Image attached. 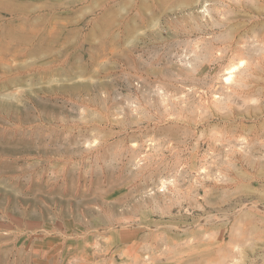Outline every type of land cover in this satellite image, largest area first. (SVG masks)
<instances>
[{
    "label": "rangeland",
    "instance_id": "obj_1",
    "mask_svg": "<svg viewBox=\"0 0 264 264\" xmlns=\"http://www.w3.org/2000/svg\"><path fill=\"white\" fill-rule=\"evenodd\" d=\"M0 264H264V0H0Z\"/></svg>",
    "mask_w": 264,
    "mask_h": 264
},
{
    "label": "bare ground",
    "instance_id": "obj_2",
    "mask_svg": "<svg viewBox=\"0 0 264 264\" xmlns=\"http://www.w3.org/2000/svg\"><path fill=\"white\" fill-rule=\"evenodd\" d=\"M238 71V67H233V68H230L229 70H228V72L225 74L226 75V80L227 81H231V80H233V78H234V74L236 73Z\"/></svg>",
    "mask_w": 264,
    "mask_h": 264
}]
</instances>
